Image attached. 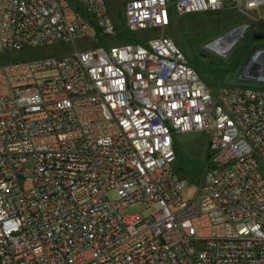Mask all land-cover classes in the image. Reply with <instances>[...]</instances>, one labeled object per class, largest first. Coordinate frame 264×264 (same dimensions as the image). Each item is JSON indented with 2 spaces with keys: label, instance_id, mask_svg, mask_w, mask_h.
Returning <instances> with one entry per match:
<instances>
[{
  "label": "built area",
  "instance_id": "1",
  "mask_svg": "<svg viewBox=\"0 0 264 264\" xmlns=\"http://www.w3.org/2000/svg\"><path fill=\"white\" fill-rule=\"evenodd\" d=\"M263 8L128 0L122 14L132 35L225 9L264 26ZM116 36L106 0H0V54L58 47L0 63V264H264V81L214 92L170 36L103 41ZM189 133L206 155L185 197L174 139ZM137 203L158 209L127 215Z\"/></svg>",
  "mask_w": 264,
  "mask_h": 264
},
{
  "label": "rangeland",
  "instance_id": "2",
  "mask_svg": "<svg viewBox=\"0 0 264 264\" xmlns=\"http://www.w3.org/2000/svg\"><path fill=\"white\" fill-rule=\"evenodd\" d=\"M110 9V14L117 30V36L112 39H103L111 44H123L125 42H139L144 44L149 38L158 35L170 36L182 50L191 67L195 70L200 79L214 92H217L221 85L229 83L238 77L242 69L251 60L255 49L264 47V26L252 23L236 38L226 51H219L226 57H219L204 49L205 45L225 35L232 29L242 24H248L244 16L236 13L232 9H225L214 13L194 14L176 17L170 26L164 30L135 32L132 35L125 32L123 20V6L128 0H106ZM255 21L264 18V8L253 13ZM257 26L259 32L251 34L252 28ZM241 27V26H240ZM235 28V29H234ZM104 46V43H101ZM58 47L24 50L15 54H0V63L22 59L26 57L52 54ZM72 47L67 45L64 50ZM219 50V49H218ZM177 158L174 163L176 173L188 180L189 189H185L183 196L189 197L193 194V188L199 181L202 174V165L206 155V140L202 133H189L177 135L174 139ZM115 193L108 195L109 199H114ZM158 206L153 205L146 209L141 203L134 204L126 208L127 215L142 214L149 217L157 211Z\"/></svg>",
  "mask_w": 264,
  "mask_h": 264
},
{
  "label": "bare ground",
  "instance_id": "3",
  "mask_svg": "<svg viewBox=\"0 0 264 264\" xmlns=\"http://www.w3.org/2000/svg\"><path fill=\"white\" fill-rule=\"evenodd\" d=\"M245 29V26H241V27H238L236 28L235 30H231L229 32H227L225 35L221 36V38H219L218 41L215 42V44L218 45V51H226L227 48L232 45L236 38L241 34L242 31H244ZM254 63L255 64H259V65H264V51L262 52H259L255 55L254 57ZM256 68L255 66L253 67V64L249 66V73H253V75L255 73H257L258 71H256ZM256 71V72H255Z\"/></svg>",
  "mask_w": 264,
  "mask_h": 264
},
{
  "label": "water",
  "instance_id": "4",
  "mask_svg": "<svg viewBox=\"0 0 264 264\" xmlns=\"http://www.w3.org/2000/svg\"><path fill=\"white\" fill-rule=\"evenodd\" d=\"M254 57L255 56H253L251 58V60L248 62V64L242 69L241 77L244 78L245 80H261V81H264V65L255 64L254 63ZM250 64L251 65L253 64V67L254 66L256 67L254 69H256V71H258L254 75H253V73H251V72L249 73V71H248Z\"/></svg>",
  "mask_w": 264,
  "mask_h": 264
},
{
  "label": "crops",
  "instance_id": "5",
  "mask_svg": "<svg viewBox=\"0 0 264 264\" xmlns=\"http://www.w3.org/2000/svg\"><path fill=\"white\" fill-rule=\"evenodd\" d=\"M224 84H245V85H255V83H254V82H251V81H245V82L241 81V80L239 79V76L236 77L235 79H233L231 82H229V83H224Z\"/></svg>",
  "mask_w": 264,
  "mask_h": 264
}]
</instances>
